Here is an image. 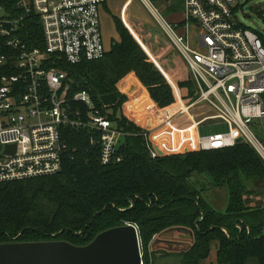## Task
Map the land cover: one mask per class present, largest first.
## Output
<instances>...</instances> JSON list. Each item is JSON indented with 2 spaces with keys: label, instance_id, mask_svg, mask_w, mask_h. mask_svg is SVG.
<instances>
[{
  "label": "trees",
  "instance_id": "trees-1",
  "mask_svg": "<svg viewBox=\"0 0 264 264\" xmlns=\"http://www.w3.org/2000/svg\"><path fill=\"white\" fill-rule=\"evenodd\" d=\"M176 1L170 9L173 12L183 0ZM103 6L109 10L106 2ZM111 16L119 41L112 43L102 58L78 64L59 62L57 66L67 72V96L86 90L95 108L121 132L116 147L121 160L101 164L99 145L90 144L91 136L98 138L97 133L88 128L65 129L67 145L59 172L0 182V243L63 240L85 245L106 229L130 223L137 228L143 264H155L158 257L171 255L179 258L175 264H199L208 257L213 241L217 242L216 264H248L251 259L264 264V201L254 203V190L242 182V176L253 177L256 186H264V163L244 142L152 157L150 142L143 136L146 131L123 114L127 96L117 83L133 73L159 108L174 103V92L134 35L117 15ZM31 34L36 37L33 45L42 46L39 24ZM258 35L264 46L263 35ZM160 55L156 52L155 57L162 60ZM174 64L175 71L167 65L168 73L177 81L183 100L190 102L197 96L194 80L185 74L182 61ZM137 83L133 79L132 85L139 89ZM73 105L87 112L83 104ZM140 105L144 112L150 108L152 113L168 117L175 104L157 110L144 89H139L125 104V113L139 124ZM153 135L159 143L166 140L160 133ZM184 136L181 130V139ZM166 144L170 151L180 148L171 138ZM182 148L187 150L188 145ZM195 173L205 174L210 183L226 189L224 210L213 208L190 183ZM172 228L188 231L190 244L182 250L152 249L155 237Z\"/></svg>",
  "mask_w": 264,
  "mask_h": 264
},
{
  "label": "built area",
  "instance_id": "built-area-1",
  "mask_svg": "<svg viewBox=\"0 0 264 264\" xmlns=\"http://www.w3.org/2000/svg\"><path fill=\"white\" fill-rule=\"evenodd\" d=\"M106 1L0 0V182L59 172L67 128L98 134L90 144L99 145L101 164L121 160L116 154L121 132L100 114L86 90L67 96V72L57 66L105 55L100 8ZM242 1L183 0V19L169 22L150 0H141L195 83L192 101L176 98V113L194 134L193 143L184 136L179 149L188 144L194 150L225 148L242 137L264 163V46L258 32L237 18ZM36 23L42 46L32 43ZM191 24L198 29L196 48L187 35ZM172 130L168 140L180 132ZM143 136L150 142L147 131ZM148 148L152 157L159 156L151 142Z\"/></svg>",
  "mask_w": 264,
  "mask_h": 264
},
{
  "label": "rangeland",
  "instance_id": "rangeland-1",
  "mask_svg": "<svg viewBox=\"0 0 264 264\" xmlns=\"http://www.w3.org/2000/svg\"><path fill=\"white\" fill-rule=\"evenodd\" d=\"M150 1L152 5L158 10V12L161 14L162 17H164L169 22H173L174 20L173 13H176V11L173 12L170 9L174 4H176L177 2L176 0H150ZM106 2L109 10L103 8L104 6L101 7L100 19H101V31L103 36V42L107 51L109 50L112 43L119 41V35L114 26V21L111 16V14H115L119 17L121 24L125 26L132 33V35H134V38H136V40L140 43L141 47L144 50H146L147 55L154 62L155 66L158 67L165 76L167 83L170 85L171 89L174 92L175 101L172 104L176 103L177 97H179L180 101L184 103L185 101L183 100L180 94V90L177 86V81L173 79L172 74L169 75L170 73L168 72L170 71L167 70V65L170 66L171 70L173 69V71H175L174 63L176 60H180L184 64L185 74H190V72L185 62L183 61L181 55L173 48L168 37L162 31L155 16H153V14L149 11V9L143 5L141 0H107ZM242 3H243V8L237 12L238 20L246 27H249L257 31L258 33L262 34L264 37V0H243ZM179 6L181 7H179L177 11L183 10V1L182 3H179ZM178 25L180 24L178 23ZM132 30L136 35L132 32ZM197 34H198L197 27L191 24L189 29L187 30V35L189 42L193 48L197 47V40H198ZM156 52L161 54L160 58L162 60H160L159 57H155ZM120 81L117 83L118 90H119L118 86L120 85ZM136 81L138 82L139 89H144L151 105L156 107L157 110H162L172 105L171 104L166 107L159 108L150 98L146 88L141 85V83L137 80V78ZM141 108L142 105L138 107V109ZM177 108L178 106L172 113H170L168 117H166V119L164 115L161 113L159 114H157L158 112L152 113L150 111V108L149 109L147 108V111L145 112L143 111V109H141L138 112V114L141 115V120H142L141 124L131 119V117H129L126 113L123 114L131 122L141 127L144 131H147L149 133V140L150 138L153 139L152 138L154 137L153 134L156 133H160L161 135H164V137H166V140H168L167 135L170 136L173 130H169V131L167 130V132H165L166 134H163L164 133L163 128L171 120L172 121L171 124L166 126L164 129L173 128L180 130L177 136L172 137L173 143L176 145L180 144L181 130L185 132L186 139L190 143H193L194 134L192 132V129H190L187 120L176 113ZM197 111H198L197 107L191 109V112L195 113ZM166 140L162 142L166 143ZM162 142H160V144H162ZM193 150H194L193 145L188 144L187 152ZM163 155H168V154H163ZM189 181L192 185H194L195 188L200 190L201 196L204 199H206L213 208L220 211L224 210L228 200V193L224 187H220L210 183L205 174L195 173L191 175ZM242 182L247 189L254 190L251 196L252 201L256 204H261L264 201V186L262 185L260 187L256 186L255 179L253 177L242 176ZM180 230L181 229L172 228L159 233L158 239L155 242H153L151 248L162 249V250L184 249L190 244L191 241L190 233ZM183 237H189V244H187L188 241L183 240ZM214 244L215 242H213L211 245ZM178 260L179 258L176 257V255L160 256L154 261V263L175 264L177 263ZM248 264H257V263L255 259H251Z\"/></svg>",
  "mask_w": 264,
  "mask_h": 264
},
{
  "label": "water",
  "instance_id": "water-1",
  "mask_svg": "<svg viewBox=\"0 0 264 264\" xmlns=\"http://www.w3.org/2000/svg\"><path fill=\"white\" fill-rule=\"evenodd\" d=\"M141 259L137 228L130 223L106 229L85 245L63 240L0 243V264H140Z\"/></svg>",
  "mask_w": 264,
  "mask_h": 264
},
{
  "label": "crops",
  "instance_id": "crops-1",
  "mask_svg": "<svg viewBox=\"0 0 264 264\" xmlns=\"http://www.w3.org/2000/svg\"><path fill=\"white\" fill-rule=\"evenodd\" d=\"M107 3V2H106ZM107 5V4H106ZM103 7V6H102ZM104 8V7H103ZM182 11V12H181ZM181 11H176V13H173V15H174V20H173V22H179V21H181L182 19H183V10H181ZM179 16V17H178ZM127 77H129L125 82H122L125 78H127ZM124 79H122L121 81H120V85L118 86L119 87V90L121 91V92H123V93H125L127 96H128V99H127V101L126 102H124L123 103V105H122V107H123V113L125 114V104H127L129 101H130V99L133 97V96H135L137 93H138V91H139V89L136 87V86H133L132 85V81H133V79H136L135 78V76H134V74L133 73H130V74H128V75H126V77H125ZM137 85H138V83H137ZM175 107V106H174ZM158 114V113H157ZM156 118V117H155ZM165 119H166V117H165ZM171 120H170V122H168L167 123V125L166 126H168L169 124H171ZM174 123V122H173ZM165 126V127H166ZM164 127V128H165ZM163 128V134H166L165 132H167V130L169 131V130H172L173 128H166V129H164ZM150 136H151V133H150ZM171 139H172V137H171ZM182 140V139H181ZM150 142H151V146L153 147V148H155V149H158V148H160V149H162L163 150V152L161 153L162 155L163 154H171V153H182V152H185V151H187V150H183V149H178V150H174V151H170L169 150V147H168V145L166 144V143H164V142H162V144H160L159 142H157V141H154L153 139H151L150 138ZM175 142V141H174ZM183 143V141L181 142L180 141V144H182ZM159 154V153H158ZM161 154H159V155H161ZM158 236L159 235H157L156 237H155V239H154V241H156L157 239H158ZM183 240L184 241H188V243L187 244H189V237H183ZM213 242H215V244L214 245H211V249H210V253H209V255H208V257L207 258H205V259H203V260H201L200 262H199V264H216V251H217V242L216 241H213ZM212 242V243H213ZM211 243V244H212Z\"/></svg>",
  "mask_w": 264,
  "mask_h": 264
},
{
  "label": "bare ground",
  "instance_id": "bare-ground-1",
  "mask_svg": "<svg viewBox=\"0 0 264 264\" xmlns=\"http://www.w3.org/2000/svg\"><path fill=\"white\" fill-rule=\"evenodd\" d=\"M176 107H177V104L175 103V107H174L173 111L176 109Z\"/></svg>",
  "mask_w": 264,
  "mask_h": 264
}]
</instances>
